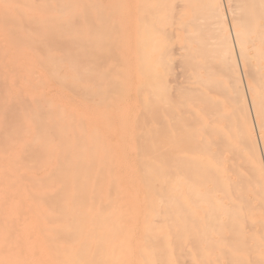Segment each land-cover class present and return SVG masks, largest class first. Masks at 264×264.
Wrapping results in <instances>:
<instances>
[{
    "label": "bare ground",
    "instance_id": "1",
    "mask_svg": "<svg viewBox=\"0 0 264 264\" xmlns=\"http://www.w3.org/2000/svg\"><path fill=\"white\" fill-rule=\"evenodd\" d=\"M0 264H264V0H0Z\"/></svg>",
    "mask_w": 264,
    "mask_h": 264
}]
</instances>
